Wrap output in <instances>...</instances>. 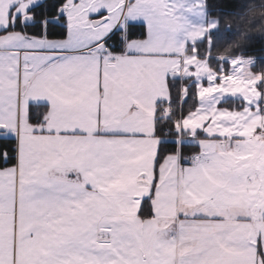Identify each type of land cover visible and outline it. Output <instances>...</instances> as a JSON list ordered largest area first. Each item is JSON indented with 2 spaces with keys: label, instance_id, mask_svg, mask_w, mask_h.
<instances>
[{
  "label": "snow or ice",
  "instance_id": "6c2138e0",
  "mask_svg": "<svg viewBox=\"0 0 264 264\" xmlns=\"http://www.w3.org/2000/svg\"><path fill=\"white\" fill-rule=\"evenodd\" d=\"M241 7L0 0V264H264V43L217 54Z\"/></svg>",
  "mask_w": 264,
  "mask_h": 264
},
{
  "label": "clouds",
  "instance_id": "9594fccd",
  "mask_svg": "<svg viewBox=\"0 0 264 264\" xmlns=\"http://www.w3.org/2000/svg\"><path fill=\"white\" fill-rule=\"evenodd\" d=\"M243 7L225 17V28L235 31L234 46H251L254 38L264 39V0H241Z\"/></svg>",
  "mask_w": 264,
  "mask_h": 264
},
{
  "label": "trees",
  "instance_id": "16d2710c",
  "mask_svg": "<svg viewBox=\"0 0 264 264\" xmlns=\"http://www.w3.org/2000/svg\"><path fill=\"white\" fill-rule=\"evenodd\" d=\"M234 3H241V0H233ZM224 22H225V18H224ZM222 27L225 28L224 23H222L221 25ZM232 31V30H230ZM238 35L237 32L232 31L231 34V39L224 41L223 43H221L217 49V54L221 55V56H226V57H231V56H236L239 55L241 53H243L248 47H245L244 45H240V46H234L235 44V37ZM262 43H264V39L261 38H254L253 40V45L254 47L252 48V52L253 54L260 56L261 52V45ZM193 151H195L194 149H189L186 151V155H192Z\"/></svg>",
  "mask_w": 264,
  "mask_h": 264
}]
</instances>
